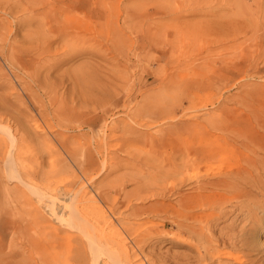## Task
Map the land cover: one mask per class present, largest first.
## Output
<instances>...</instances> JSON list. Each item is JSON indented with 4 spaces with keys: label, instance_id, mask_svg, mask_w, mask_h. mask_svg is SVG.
Returning <instances> with one entry per match:
<instances>
[{
    "label": "rangeland",
    "instance_id": "rangeland-1",
    "mask_svg": "<svg viewBox=\"0 0 264 264\" xmlns=\"http://www.w3.org/2000/svg\"><path fill=\"white\" fill-rule=\"evenodd\" d=\"M81 1L0 0V96L8 98L0 118H10V124L22 118L28 126L37 118L50 138L55 135L50 146L20 139L18 170L43 178L55 164L43 179L54 186L56 205L66 204L63 220L54 221L59 228L54 246L44 253L37 210L46 200L2 173L13 146L0 131V264H44V255L59 250L69 253L68 264H97L89 238L66 223L78 210L93 220L99 238L106 237L103 245L124 236L134 264H148L146 254L153 264H198L199 253H207L186 244L183 239L197 242L170 221L187 209L172 196L150 194L180 179L171 173L174 165L183 174L199 175L200 182L209 165L214 172L205 158L183 163L189 146L196 151V138L207 139L199 147H208L214 136L254 138L219 166L247 176L240 183L245 195L232 204L256 208L263 228L256 236L261 242L253 245L257 250L246 244L241 249L234 235L250 215L219 220L215 236L237 225L229 229L232 243L218 244L231 255L220 258L221 264H264V0ZM222 125L228 132L222 134ZM36 156L42 158L39 165ZM62 161L65 170L59 169ZM192 184L179 192L189 193ZM135 188L142 197L127 201ZM206 196L212 204L199 211L206 218L195 225L214 231V188ZM134 208L137 215H129ZM163 218L168 220L159 224ZM83 252L85 259L78 261ZM204 264H214V258L207 256Z\"/></svg>",
    "mask_w": 264,
    "mask_h": 264
},
{
    "label": "bare ground",
    "instance_id": "bare-ground-1",
    "mask_svg": "<svg viewBox=\"0 0 264 264\" xmlns=\"http://www.w3.org/2000/svg\"><path fill=\"white\" fill-rule=\"evenodd\" d=\"M74 1L77 3H84L81 0H74ZM5 77L6 75H3V78ZM11 77L18 79V76L16 74H13V76ZM5 79L7 80V78ZM8 81H11V80L9 79ZM7 100L8 98L6 96H3V97L0 96V107H5V105H7ZM38 111H39L38 112L39 117H43L45 119L47 118L46 111H43L41 109H39ZM47 111L49 112V110ZM22 120H23L22 118H14L12 121L13 124H10V121H11L10 118H7L5 120L0 118V131L6 135V140H9L10 144L13 146V152L9 156L6 169L5 170L3 169L2 173L8 174L10 177H13V178L16 177V179H20V181H23L24 184H28V186L33 191L39 193V196L41 198L46 200L43 204L42 209L39 208L37 210L38 211L37 220H39L41 224H44L42 231H41V239L39 240V245L45 253L47 248H52L54 246V235H56L59 231L58 230L59 228L56 225H54V221L58 220L61 222L63 220V217H60L61 209L63 208L62 206L66 205L65 203H63L62 206L60 207L56 205V203L54 202V198H57V192L54 186H50V184L45 182L43 179L46 176H49L50 174L54 172L55 164L51 162V165L49 166V169L45 172V174H43V172L41 173L43 178H38V176L40 177V174H35L38 176L28 175L27 177H24L26 174L24 173V175H22L23 173L22 170H18V166L20 164V158H22V152H21L22 148L21 146L15 147V145L20 144V139L21 140L24 139L28 143H33V142L35 144L42 143L43 145L46 144V146H50V145H54L53 139L55 135L53 136L51 134L52 138H50L49 135L42 130V125L39 119L37 118L33 119V122L31 123L32 125L29 124V126L24 121L22 122ZM218 129L222 132V134L228 132V128L224 125L218 127ZM18 134L19 136L17 137ZM204 141H208V140L196 138V140L193 142L194 147H196V151L195 150L191 152L188 151L189 148L191 147L189 146L188 149L183 154V163L186 164L190 162H197L199 158L200 160L205 158L208 163L210 164L214 163V172L211 169L212 166L209 165L208 172H206L205 174L207 175L205 177V180L200 182L199 175L195 173H194L195 174L194 176H191L189 174L187 175L185 173L183 174L180 172L178 166L174 165V169L171 170V173L181 175L180 179H178L177 181L175 180L169 181L170 182L169 186H163V187L160 186L159 187L160 190H156L152 192L150 195H157L161 197L162 199L163 198L165 199L166 196H172L174 199L176 198L174 204L178 203L176 205L185 207L187 209L186 210L187 213L186 212L183 213L180 216L179 220L171 219L170 221L174 225H176L179 229H181L182 231L190 235V237L194 238L197 243L193 242L190 238L186 240L183 239V241H185L186 244L190 245L191 247L196 248V250L199 252H201V249H203V251L207 253L208 258L210 259L214 258V264H221V262L223 263L224 261L221 260L220 258H226V257L229 258L231 255L228 253H227L228 255H224L218 249V244L220 241L222 242V245L224 244V246H225V243H229V242L232 243L233 240L231 238L233 237L232 236L233 232L231 234L229 229L234 231V228L237 225H235L236 223L234 224L232 222L230 226L227 227L228 229L225 230V232L224 230L223 231L221 230V235L215 236V229L218 227L217 224L219 220L225 219L226 217H229L230 215L237 216L241 212L246 215L247 214L250 215L249 216L251 217L250 220L248 218H244V219H248L249 222L244 220V222H246L247 224L245 225L243 224V226H240L241 228L239 229L241 233L240 231L238 234H236L237 232L236 233L234 232L235 233L234 236L238 238L237 241L241 242V245H240L241 249H242V245H245V244L247 245L246 247L248 246L253 247L255 240L257 242L259 240V239L257 240L258 237L256 238V236L263 229L261 226L262 218L257 216L256 212H254V210H257L256 208L252 209V207H243L240 205L232 204L233 201L236 202V200L238 201L239 198L245 195L246 190L244 188H240V183L245 184L246 181L248 180L247 176L243 175L240 172L241 170L237 169L236 171H233L232 170L233 168L232 169L230 168L231 169L230 170L228 169L229 167L227 168L223 167L225 166V164L223 166L222 165L219 166V164H221L222 162L224 163L227 161L230 154L234 153L237 150L244 151L248 147H250V145L254 143V138H237L233 140V139H227V137H224V136H214V144L208 147H206L205 145H202L199 147L200 145L199 143L204 142ZM213 154H214V160L210 159V156ZM33 161L36 162L37 165H39L42 162V158L41 156H36L33 159ZM74 161L77 166L82 164L81 161H78V160H74ZM59 169L60 170L67 169V163L65 161H62V164L59 166ZM59 169L57 171H59ZM191 183L193 184L189 187L191 190L189 193L185 194L186 192L185 193H180L181 191L179 192L180 188L183 187V185H186V184L190 185ZM213 188H214V211H217V212H214V231L211 229L210 225H208L205 228L204 226L200 227V226L195 225L197 221L205 217L204 215L205 213L203 212L204 213L203 214V213H200L199 211L200 210L202 211V209L205 210V208H208L212 204L207 200L208 196H206V192H209V190ZM81 190L82 189L80 188V191ZM141 191L142 189L140 188H135L129 191L127 193L126 200L131 201L132 199L135 200V199L141 198L142 197ZM248 192L249 191H247V193ZM77 194H74V195L78 196ZM166 204L169 207H172V208L174 207L172 202L171 203L169 202ZM256 204L257 206L260 205L258 203ZM110 210H111V213L112 212L115 213L114 207L110 208ZM117 213H120V212H117ZM207 214L209 216V213ZM129 215L131 216L137 215V208L132 209ZM258 215L260 214L258 213ZM106 217H110V216L107 215ZM232 219L234 221V218ZM166 220L168 219L167 218L161 219V222H159V224H163V222ZM66 223L68 224L69 227L78 231L79 234L84 235L89 238L91 245L95 246L93 248L94 249L93 251H95L93 260L96 261L97 264H98V261H100L99 264H106L105 262H103L105 260H111L115 262L116 264H134L133 260L128 256V251L126 250L127 247L124 245V242L126 240L124 236H121L119 240L114 244H111V245L104 244L103 245L100 242V239H104L106 241V237L103 234H101V238H99L98 233L100 231L93 224V220L89 219L86 216V214H84L83 212L79 210L75 213V217H72V218L69 217ZM132 233H137V232L136 230H133ZM126 234L128 235L127 232ZM172 235L174 234L171 233V236ZM177 236L180 237V235H177ZM227 239L229 240L231 239V241ZM142 242H144V240ZM259 242L261 241L259 240ZM133 245H136V248L138 249V253H136V255H138L140 253L139 238L136 239ZM104 247L107 249H105ZM236 247H239V245H237ZM254 247L253 249L257 248V247L255 248ZM130 249H133V248L130 247ZM132 252H136V249H133ZM261 252L263 253L264 251H261ZM103 253L105 256H103ZM207 256L206 254L199 253V258L201 257V259L200 260L198 259L197 261L198 264L199 263L204 264L205 258H207ZM145 257L146 259H148V264H153L152 262H150V260L152 259L151 255L149 256L146 254ZM70 259L72 258L70 257L69 253H64L61 250H59L56 254L52 256L44 255V257H42V261L44 264H63L64 262H67L68 264ZM83 259H85V252H83L82 258H78V261H81ZM123 259L127 263H122ZM136 264H145V262L138 260Z\"/></svg>",
    "mask_w": 264,
    "mask_h": 264
}]
</instances>
